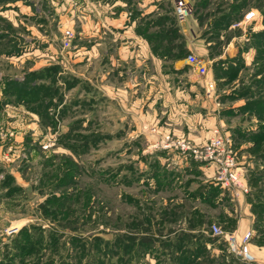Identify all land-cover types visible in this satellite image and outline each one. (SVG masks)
<instances>
[{
	"label": "rangeland",
	"instance_id": "obj_1",
	"mask_svg": "<svg viewBox=\"0 0 264 264\" xmlns=\"http://www.w3.org/2000/svg\"><path fill=\"white\" fill-rule=\"evenodd\" d=\"M130 1L127 15L151 51L184 45L185 57L152 51L155 59H119L111 24L85 38L80 0H0V124L5 146L18 147L12 156H3L5 146L0 152V264L12 258L11 239L31 225L45 241L57 231L66 247L68 236L86 245L98 236L113 249L116 238L144 228L157 239L126 255L117 245L110 264H180L192 246L178 249L182 231L204 234L197 260L216 264L223 254L229 264H264V0H187L183 21L172 0L140 9ZM91 45L99 52L87 59L82 47ZM211 74L213 87H205ZM215 126L231 136L248 192L221 187L202 162L155 146L163 133L199 144ZM212 224L238 241L249 232L253 260L212 235ZM65 251L61 245L57 255Z\"/></svg>",
	"mask_w": 264,
	"mask_h": 264
},
{
	"label": "trees",
	"instance_id": "obj_2",
	"mask_svg": "<svg viewBox=\"0 0 264 264\" xmlns=\"http://www.w3.org/2000/svg\"><path fill=\"white\" fill-rule=\"evenodd\" d=\"M138 33H142L138 28L136 29ZM172 45L167 46L163 53L158 52V48L152 51H155L156 54L163 58L164 60L169 58H173L174 60H178L182 57H185L188 52L187 48L183 45L182 49H175ZM160 53V54H159ZM210 187H205V192H203L202 197H207L209 195ZM144 224L150 226V218H146L144 220ZM51 229V228H50ZM73 231H76L73 229ZM141 235L137 237L125 236L121 240H116L111 243L113 245V249L110 247V242L103 241L100 237L93 236L89 240V245H86L88 242L85 238H81L78 236H68L70 237L68 240V247L65 246L64 243L60 242L59 234L57 231H50L46 235V241L43 239L44 237L41 235V228L36 227L35 225H31L30 228L23 226L20 231L15 235L14 238L11 239V243L15 248L14 252H11L9 256L10 260L5 264H12V261H16L17 264H106L107 262L110 264L115 257H118L119 250L117 249V245L122 248L125 255L134 247L138 248H150L153 245L152 240H157L152 238L153 236H148L147 228L138 232ZM117 237V236H116ZM82 239V240H81ZM204 234H199V236H193L192 234L188 235L181 232L179 236L180 243L178 244V249L181 250L182 247H186L188 244L192 245L191 248L183 249L182 255L177 258V261L180 264H213L214 259H209L207 262L205 260L202 262L201 260H197V257L202 253L200 250L201 243H205ZM182 243V244H181ZM66 248V251L58 256V250L60 246ZM108 245L110 249L103 248ZM197 245V246H196ZM51 253L48 254V252ZM144 252H142V255ZM46 258V261H44ZM86 258V262L82 263L83 259ZM19 260V262H18ZM121 261L122 258H119ZM216 260V264H229L223 254H220ZM205 262V263H204ZM115 264V263H113ZM117 264V263H116Z\"/></svg>",
	"mask_w": 264,
	"mask_h": 264
},
{
	"label": "built area",
	"instance_id": "obj_3",
	"mask_svg": "<svg viewBox=\"0 0 264 264\" xmlns=\"http://www.w3.org/2000/svg\"><path fill=\"white\" fill-rule=\"evenodd\" d=\"M174 16L183 21L191 12L190 5L187 0H172ZM250 13V12H249ZM247 14L249 17L251 14ZM69 34V31L66 32ZM68 41V37L66 38ZM186 59L194 66L199 74L206 73V65L202 59H198L193 53L187 54ZM213 87V80L206 81L205 85ZM0 124V139L7 135ZM9 132V135H12ZM232 138L228 133L223 131L220 127H213L210 131V136L202 143L195 144L190 139L182 137H174L169 133L161 134L155 146L164 150H176L182 154L191 156L203 164L212 166L214 172V179L221 187L235 188L239 192H248L249 187L241 180L240 172L237 170V163L235 160L234 149L232 146ZM47 145H43L46 148ZM8 156V155H6ZM211 233L214 236H225L229 249L246 260L252 261L253 256L248 248L250 233L246 232L238 241L235 234H225L222 228L217 224H212L210 227Z\"/></svg>",
	"mask_w": 264,
	"mask_h": 264
},
{
	"label": "crops",
	"instance_id": "obj_4",
	"mask_svg": "<svg viewBox=\"0 0 264 264\" xmlns=\"http://www.w3.org/2000/svg\"><path fill=\"white\" fill-rule=\"evenodd\" d=\"M80 1L82 2L81 9L83 10L82 12L83 13V27L86 30L85 38H88L90 35L94 34L93 27L94 28L96 27L95 34H97V31L99 30L98 27L101 28V26H103L104 23L108 25L111 24L113 27V30H111V32L113 33L114 39L117 40V53H118L119 59H122L124 61L129 60L132 62V61H135L137 57L140 55L143 56L144 61H146V59H153V58L155 59L151 51L149 43L147 42L145 38H143L142 34L138 33L137 30L135 29L136 28L135 20L131 21V19L127 15L128 12L126 11L128 8L127 7L128 4L131 3L130 0L128 1L127 0H112L108 3H105L104 1L101 2L100 0H80ZM149 2L150 0H138L137 1L138 8L139 6L148 5ZM109 5L111 8L108 7ZM113 10H115V12ZM124 23L126 24L122 26V24ZM89 29H92V30L89 31ZM101 32L104 33V30H102ZM95 44L98 45L99 43L97 42ZM82 49L84 50L83 53H85V57L87 59L89 58V55H92V54L96 55L99 52L98 46L96 48L95 45H91L90 47L83 46ZM159 65L162 66V63ZM205 79H206L205 81L213 80L214 82V78L212 74H211V77L210 75H208L207 78ZM203 85L205 86V83H203ZM196 86L197 84L191 81L190 87H188V92L194 94L193 92L195 91ZM176 92L178 95H184L182 91L177 90ZM17 109L22 110V108H19V107ZM206 127H209V126L206 125ZM189 129H193V127L189 126ZM209 132H210V129H209ZM3 142L4 140L0 139V152H1V148L5 146V143ZM9 151H12L11 153V156H12L13 152L15 153L18 151V147L14 145H10L6 147V150L3 156L9 155ZM200 168H202L204 174L209 175L211 177L212 175H214L212 166L204 164ZM254 254H255L254 256H256V259H258L259 255L257 253H254Z\"/></svg>",
	"mask_w": 264,
	"mask_h": 264
}]
</instances>
